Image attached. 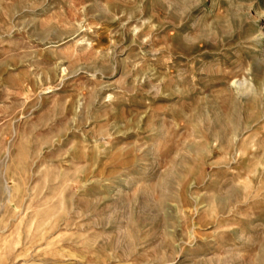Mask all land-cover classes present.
Wrapping results in <instances>:
<instances>
[{"label":"rangeland","instance_id":"1","mask_svg":"<svg viewBox=\"0 0 264 264\" xmlns=\"http://www.w3.org/2000/svg\"><path fill=\"white\" fill-rule=\"evenodd\" d=\"M0 264H264V0H0Z\"/></svg>","mask_w":264,"mask_h":264}]
</instances>
